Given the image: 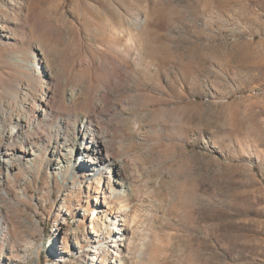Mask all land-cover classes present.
I'll use <instances>...</instances> for the list:
<instances>
[{
  "label": "rangeland",
  "instance_id": "rangeland-1",
  "mask_svg": "<svg viewBox=\"0 0 264 264\" xmlns=\"http://www.w3.org/2000/svg\"><path fill=\"white\" fill-rule=\"evenodd\" d=\"M0 140V264H264V0H0Z\"/></svg>",
  "mask_w": 264,
  "mask_h": 264
},
{
  "label": "bare ground",
  "instance_id": "bare-ground-1",
  "mask_svg": "<svg viewBox=\"0 0 264 264\" xmlns=\"http://www.w3.org/2000/svg\"><path fill=\"white\" fill-rule=\"evenodd\" d=\"M49 113H50V110L48 109L47 106L44 109H42V111H41L42 117H46ZM80 123H81V128H77L75 126V124H70L68 122L64 123V126L61 129V141L59 144V148L61 150L60 161H64V160L66 161L67 153L70 151H73L76 148V146H75L76 143H74L72 141L70 142L69 141L70 138H67L68 134L72 135V134L76 133L83 140H85V137L88 134L90 137L89 143H91V144H87V146L85 145L83 147L87 148L89 150H94V153L96 155H98V157L101 159V162L103 161V164H105L106 168H109V169L114 168L116 170V172L122 177L120 179H123V175L125 172L124 161H123V159H115L114 162L111 161V157H110L111 154H110V147H109L110 137L108 135H106L104 133V131L101 130L100 128L92 126L90 124V122L88 120H86L85 117H83V119L81 120ZM34 126H35V124L27 123L26 129H23V127L22 128L19 127V128H17V130L11 129L9 131L8 138L6 137L7 141H8L7 144L11 143L14 140L19 139V140H21V143L25 145V146L21 145L20 146L21 148L19 147L20 150L25 152V153L34 155L40 148H42L41 146H42V144H44L43 140H45L44 138H41V141H38V142L34 141L33 136L30 135V133L33 132V128H35ZM1 141L2 140H0V146H2ZM3 143H5V142H3ZM12 148H14V147H12ZM77 148H79V147L77 146ZM25 153L23 155L21 154V159L23 160L24 164L31 165V160L28 157H26ZM15 154L16 153H13L12 151H10L9 148H6V146H5V149H3V150H2V148H0V164H5V166H7V167L12 166V160L11 159L14 157ZM7 155H9V156H7ZM57 168H59V165L57 166ZM118 207H119L118 211H122V210H124L125 206L123 204H121L120 206L118 205ZM116 219H117V216L113 217L114 228L118 227L116 225ZM113 232H118V230L115 229ZM121 234H123V233H121ZM108 237H110V235ZM147 238H148V236H147ZM145 241L146 242H143L141 244L140 250L138 253V259L140 261H143V262H146V258H147L146 256L148 255V250H149V245H150L149 244L150 238L145 239ZM115 261H113L111 264H114ZM127 262H128V259L126 257H119V262H116V264H126Z\"/></svg>",
  "mask_w": 264,
  "mask_h": 264
}]
</instances>
